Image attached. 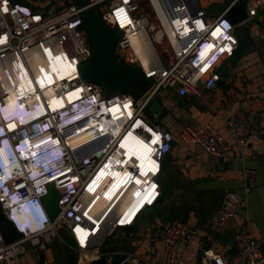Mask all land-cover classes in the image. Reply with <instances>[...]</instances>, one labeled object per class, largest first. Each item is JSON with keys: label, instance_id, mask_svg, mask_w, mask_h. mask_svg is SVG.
Returning a JSON list of instances; mask_svg holds the SVG:
<instances>
[{"label": "built area", "instance_id": "obj_1", "mask_svg": "<svg viewBox=\"0 0 264 264\" xmlns=\"http://www.w3.org/2000/svg\"><path fill=\"white\" fill-rule=\"evenodd\" d=\"M148 1L152 7L151 0ZM195 1L198 5L196 15H191L190 5L182 2L172 17L167 15L170 23L163 20L162 13L158 15L153 10L170 46V55L165 63L153 58L145 69L132 49L131 40L140 32L152 30L153 26L146 15L140 14L135 0H88V5L83 8L57 0L43 9L13 0H0V93L8 97L10 91L19 89L21 72H27L34 83L30 91L33 93L31 101H41L46 112L42 120L33 124L40 131V135L33 139L42 137L45 126L49 124L51 137L60 143V148L52 149L49 154L51 163L47 166L48 171L38 173L40 182L37 185L30 178L32 163L29 160L19 161L14 181L0 185V209L5 219L10 218L13 209L8 199L19 192L20 187L28 188L31 196L46 193L48 189L58 196L56 216L47 218L39 233H25V236H17L6 243L0 232V264H21L29 248L39 253L46 251L54 240L60 239L62 229L68 238L61 241L66 247H70L71 240L75 241L79 263V257L116 233L118 228L136 224L141 213L159 199L157 176L161 160L172 151L175 139L170 132L148 121L146 111L150 102L159 91L173 88L175 84H178L176 91L180 97L196 95L201 89H213L220 79L215 67L223 59L232 57L239 47L238 25L226 18L227 13L239 3L245 7L247 18L264 9V0ZM106 3L110 5L104 11L101 8ZM225 3L229 4L221 13L206 14L209 8ZM88 8H96L108 27L121 31L114 59L136 65L143 77L152 80L153 86L142 100L133 101L123 93L104 96L99 86L82 82L78 68L90 58V47L81 25V15ZM201 50L206 51L201 54ZM33 52L41 59L42 66L32 68L29 56ZM55 57H59L65 66L70 65L73 72L61 84L57 81L48 85L44 71L52 75L49 64ZM74 91H79L78 100L67 102L61 110H50L52 94L67 99V95ZM31 93H26L24 98L31 97ZM116 107L119 108V116L112 112ZM0 109L7 111L4 105ZM249 110V102L242 101L230 116L231 140L206 124L198 129H182L180 142L196 145L215 158H224L232 146L243 148L253 134ZM101 123L105 126L104 131ZM69 126L74 129L70 130ZM0 130H3L1 118ZM130 132L143 142L141 152L145 146L150 148V156L143 164L136 158H133L134 164L125 158L126 150L122 143ZM20 134L31 136L32 132L23 128L10 134L15 148L20 143ZM73 136H80V141L73 144ZM153 136L158 138L156 142L152 140ZM91 144L100 149L82 158L76 155ZM14 161H18L17 157ZM153 165L155 170H152ZM53 170L55 174L52 175ZM244 176L245 180L249 179L247 171ZM116 180L117 184L112 187ZM136 181H139L137 185L134 184ZM244 190L249 191L247 184ZM145 201L148 205L137 213ZM241 206L242 200L236 193H227L212 223L222 226L232 221ZM195 235V230L185 224L170 222L163 236L161 264H176L180 245ZM263 243L247 231L240 230L236 235L237 263H230L219 254L210 255L207 251L204 259L208 264H264V256L259 255ZM41 264L48 262L44 259ZM118 264H137V260L126 254Z\"/></svg>", "mask_w": 264, "mask_h": 264}, {"label": "crops", "instance_id": "obj_2", "mask_svg": "<svg viewBox=\"0 0 264 264\" xmlns=\"http://www.w3.org/2000/svg\"><path fill=\"white\" fill-rule=\"evenodd\" d=\"M245 24L249 41L237 30L239 47L232 57L215 67L220 79L213 89L180 97L176 89L168 88L153 97L163 110L156 117L146 112V118L175 139L172 151L163 158L167 168L159 184V199L138 217L135 232L112 234L109 237L114 235L115 239L107 237L79 257V263L76 256V264H92L100 259L118 264L126 254H131L137 264H161L164 232L172 221L196 232L180 245L176 264H208L204 259L206 251L237 263L236 235L240 230L258 242L264 241V9ZM162 60L166 61L167 55L163 54ZM242 101L249 102L253 131L243 148L232 146L224 158H215L196 145L181 144L182 129H198L206 124L231 140L228 120ZM245 171L249 173L248 180ZM230 192L241 198V210L232 221L215 226L212 218ZM59 235L60 239L42 253L29 248L21 264H41L44 259L48 264H67V247L61 240L66 241L68 234L62 229Z\"/></svg>", "mask_w": 264, "mask_h": 264}, {"label": "water", "instance_id": "obj_3", "mask_svg": "<svg viewBox=\"0 0 264 264\" xmlns=\"http://www.w3.org/2000/svg\"><path fill=\"white\" fill-rule=\"evenodd\" d=\"M61 2H72L76 7L83 8L88 5V0H60ZM182 2L190 5V14L196 15L198 5L195 0H173L170 3L161 0L162 6L168 16L172 17V13L178 7L182 6ZM229 3L219 6H213L206 11V14H219L225 10ZM226 18L237 26L245 41H249L245 24L247 21V12L245 7L239 3L234 5L226 15ZM81 25L85 31V35L90 47V58L87 62L81 64L78 68L80 78L84 83H92L102 89L104 96H110L114 93H123L129 95L133 101H140L153 86L151 79H147L141 75L139 67L133 64H123L114 59V49L117 40L121 37V31L108 27L102 20L96 8H88L81 15ZM174 89L178 88V84L173 85ZM163 107L157 100H152L147 108V113L152 116H159ZM100 149L95 144L76 153L79 158L91 155ZM164 159L161 160L160 173L157 176L159 184L162 183V173L167 168ZM58 196L53 190L48 189V193L44 196L43 201L47 207L51 218H54L58 212L57 208ZM136 224L131 227H120L117 232L120 234L135 232ZM0 232L6 243L13 241L17 235L11 227L6 223L0 209ZM77 248L74 240H71L70 247H67L66 261L67 264H76ZM261 256H264V244L261 247Z\"/></svg>", "mask_w": 264, "mask_h": 264}, {"label": "clouds", "instance_id": "obj_4", "mask_svg": "<svg viewBox=\"0 0 264 264\" xmlns=\"http://www.w3.org/2000/svg\"><path fill=\"white\" fill-rule=\"evenodd\" d=\"M205 51L201 50L200 53L203 54ZM29 82L34 86L30 76ZM18 88L10 91L8 97H3L0 93V107L4 105L7 108L6 112L0 109V118L3 121V130H0V185L15 180L18 163L21 160H29L32 163L30 178H33L37 185L40 182L38 173L48 171L47 166L51 163L49 154L52 149L60 148V143L51 137L52 127L49 124L45 126V130H43L45 134L42 137L33 139L40 135V131L33 124L42 120L46 116V112L41 105V101L37 99L34 102L31 101L33 93L30 91L33 88L23 83H19ZM28 92L31 93V97L24 98V95ZM22 95L23 97H20ZM23 128H28L32 135L20 134L18 136L20 143L15 148L10 134H15ZM32 153H35V155L33 156ZM15 157L18 159L16 162L14 161ZM53 174H55L54 170ZM52 181L54 182L55 179ZM47 193H36V196H31L28 188L20 187L19 192L8 199V203L13 209L10 218L4 219L17 236H25V233H39L43 229L46 219L51 218L43 201Z\"/></svg>", "mask_w": 264, "mask_h": 264}, {"label": "bare ground", "instance_id": "obj_5", "mask_svg": "<svg viewBox=\"0 0 264 264\" xmlns=\"http://www.w3.org/2000/svg\"><path fill=\"white\" fill-rule=\"evenodd\" d=\"M171 1H173V0H170V2ZM151 2H152L153 10L158 15H161V13H162L163 17H164L163 20L166 21L167 23H170V20L167 16V13L165 12V8L162 6L161 0H151ZM131 46H132L133 51L136 53L138 60L145 66V69H147L149 67L148 66L149 62L154 58L153 47H152L150 40L148 39V31L146 30L145 32H140L137 36L133 37L131 40ZM59 59H60L59 57H55L49 64V71L52 73L51 76L48 74V71H44V74H47V76H48V81H47L48 85H51L53 82H57V81H59V84H61L62 83L61 81L62 80L66 81L65 79L67 77H69L71 75V73L73 72V68L70 65L65 66L64 63L59 61ZM29 61L32 65V68L33 67L35 68L38 65L42 66L41 65V63H42L41 59H39L34 52H33V54H31L29 56ZM22 74L24 77V79L22 80V83L26 84V86H29L30 88H33V86L29 82V74L27 72L25 73L24 70H22L21 75ZM78 96H79V91H74V92L68 94L66 97L67 99L62 98L60 96H54V94H52L51 100H50V103H51L50 110H52L54 112L56 111V109L61 110L63 105H64L63 107H65L67 105V102L71 103V102L78 100V98H79ZM112 112H113V114H117V116H119V108H117V107L114 108L112 110ZM80 122H82V121H80ZM80 122H78V123H80ZM78 123H76L75 125H78ZM72 126H69L67 128L71 127L70 130H73L74 128ZM100 126H101V130L104 131L105 126L102 123ZM80 139H81L80 136H76V137L73 136L72 137V143L73 144H74V142L77 143L80 141ZM152 140H154L156 142L158 140V138L153 136ZM122 145L126 150L125 151V158L126 159L128 158L127 161L129 160L133 164H134L133 158H136L135 159L136 161L140 160L141 164H143V162L150 156V148L148 146L147 147L145 146V148L141 152L142 146H144V144L133 132H130L128 134V136L126 137V139L124 140ZM155 168L156 167L153 165L152 170H155ZM141 174H144V172L142 170H141ZM141 174L139 175L140 177H141ZM117 182H118V180L114 181V183L112 184V187H114L117 184ZM138 183H139V181L134 182L135 185H137ZM147 201H145V203ZM145 203H144V205H142L143 207L145 206ZM143 207H140V210ZM138 212H139V209H138L137 213Z\"/></svg>", "mask_w": 264, "mask_h": 264}, {"label": "rangeland", "instance_id": "obj_6", "mask_svg": "<svg viewBox=\"0 0 264 264\" xmlns=\"http://www.w3.org/2000/svg\"><path fill=\"white\" fill-rule=\"evenodd\" d=\"M14 1L21 2L19 0H14ZM135 1L138 3V8H139L140 14L146 15L148 17L149 24L153 26L152 30H148V39L150 40L152 47H153L154 59L163 62L162 55L165 54V55H167V60H168V55H170V46L167 43L166 37L164 36V34L162 32V29H161V27H160V25L156 19L155 13H154L149 1L148 0H135ZM52 2H53V0H26V2H24V3L34 5L38 9H43L48 4H50ZM109 5H110V3H106L101 9L106 11V9ZM237 36H238V34H237ZM238 40H239V38H238ZM158 41H159V44H158ZM166 61H164V63ZM108 238H109V240L111 238L115 239V236L113 235L112 237H108Z\"/></svg>", "mask_w": 264, "mask_h": 264}, {"label": "trees", "instance_id": "obj_7", "mask_svg": "<svg viewBox=\"0 0 264 264\" xmlns=\"http://www.w3.org/2000/svg\"><path fill=\"white\" fill-rule=\"evenodd\" d=\"M15 2H17V1H15ZM22 3H24V2H22ZM25 4H27V3H25ZM92 264H109V262H107L105 259H100V260L93 262Z\"/></svg>", "mask_w": 264, "mask_h": 264}, {"label": "snow or ice", "instance_id": "obj_8", "mask_svg": "<svg viewBox=\"0 0 264 264\" xmlns=\"http://www.w3.org/2000/svg\"><path fill=\"white\" fill-rule=\"evenodd\" d=\"M155 142V141H154Z\"/></svg>", "mask_w": 264, "mask_h": 264}]
</instances>
